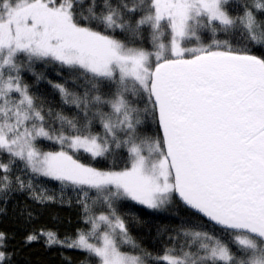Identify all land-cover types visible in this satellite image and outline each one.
Here are the masks:
<instances>
[{"label":"snow or ice","instance_id":"1","mask_svg":"<svg viewBox=\"0 0 264 264\" xmlns=\"http://www.w3.org/2000/svg\"><path fill=\"white\" fill-rule=\"evenodd\" d=\"M37 63L78 82L52 85L75 115L37 103L24 79ZM41 177L77 194L88 227L61 238L23 209L24 247L84 264H264V0H0V202H57ZM125 202L178 204L189 226L153 254ZM14 238L0 231V264H16Z\"/></svg>","mask_w":264,"mask_h":264},{"label":"trees","instance_id":"2","mask_svg":"<svg viewBox=\"0 0 264 264\" xmlns=\"http://www.w3.org/2000/svg\"><path fill=\"white\" fill-rule=\"evenodd\" d=\"M147 46V45H146ZM35 72L41 77L36 79L31 73H25V82L30 85L32 93L38 98L37 103L43 104L45 111L51 108L53 112H62L72 117L77 110L71 105L63 103L60 93L52 85L63 84L69 91H79L75 86L78 82L69 74L67 69H62L58 64L37 63ZM49 81L52 83L50 84ZM58 126V125H57ZM99 131V126H96ZM153 126L146 123L143 131L152 134ZM40 146L44 150H53L58 146L49 141H41ZM110 161L97 164L96 166H110ZM37 184L49 190L57 198V202L39 205L34 203L26 193H15L8 202H0V231L14 235L10 247L16 249V264H84L87 257L84 253L66 248H46L42 241L24 247L20 242L25 235V225L19 215L23 209H31L37 218L31 227L46 228L56 231L61 238L73 236L78 229L88 226L84 223V215L80 206L76 203L77 194L71 189L61 192L59 182L49 181L46 178H38ZM64 203H60V199ZM68 201H71L69 204ZM117 212L125 219L129 235L140 248L146 249L153 254L161 253L169 246V236H174L183 227H188V216L178 204H172L159 211H151L135 205L133 202L117 204ZM197 223V222H194ZM200 227L208 231L213 228L206 219L199 222ZM30 230V228L28 229ZM218 233L219 230L216 229ZM124 251H132L130 246L124 245Z\"/></svg>","mask_w":264,"mask_h":264}]
</instances>
